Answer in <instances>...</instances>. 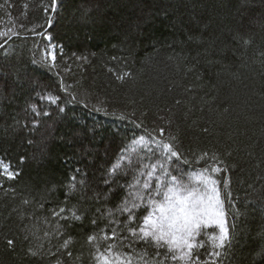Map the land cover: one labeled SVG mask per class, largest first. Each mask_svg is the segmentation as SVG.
<instances>
[{"label": "trees", "instance_id": "obj_1", "mask_svg": "<svg viewBox=\"0 0 264 264\" xmlns=\"http://www.w3.org/2000/svg\"><path fill=\"white\" fill-rule=\"evenodd\" d=\"M50 8L51 0H0V31L17 33L0 39V159L19 173L0 172V264H99V253L114 264L125 254L150 261L157 249L127 232L146 206L135 221L117 208L131 203L134 176L154 162L145 151L129 166L131 153H122L160 128L187 159L215 154L227 166L235 239L215 264H264V0H57L55 14ZM33 29H46L57 47ZM50 50L54 67L50 57L39 63Z\"/></svg>", "mask_w": 264, "mask_h": 264}, {"label": "snow or ice", "instance_id": "obj_2", "mask_svg": "<svg viewBox=\"0 0 264 264\" xmlns=\"http://www.w3.org/2000/svg\"><path fill=\"white\" fill-rule=\"evenodd\" d=\"M57 0H51L50 11L56 13ZM45 12L49 8L44 9ZM47 27H51L53 20L51 17L47 20ZM46 29L33 33L36 36H42L47 42L49 49H55L57 45L51 43L53 37L50 34H45ZM16 32L0 31V39L7 37L11 39L16 36ZM4 43H0V49L4 48ZM245 43H248L246 40ZM62 48V46H60ZM53 61L52 67L56 60L54 50L47 51L41 58L39 63L46 64L48 58ZM128 73H124L119 78L123 79ZM50 103H57L59 97L49 95L47 97ZM63 111V109H60ZM100 111V109H95ZM118 115L121 120L129 119L124 113H107ZM47 115V113H45ZM171 124V121H168ZM140 125H138L139 127ZM205 131H207L205 129ZM158 132L160 136L152 135L147 130L145 134L138 137H133L130 142V148L122 153L121 159H124L126 153H131L128 156L129 166H131L132 158L143 160L148 158L142 156L145 151L150 157L154 158V162L144 165L148 169L146 172L137 171L134 176V185L130 187H138L139 191L133 194L131 203L125 199L121 206H118L117 211L127 213L129 221H135L136 216L134 210L145 207L147 214L141 217L142 223L138 227H129L127 232L130 237L137 241L149 243L154 246L157 251L150 261H143L141 256L137 264H200V255L196 252L197 249L205 248L204 240L208 241L209 251L204 264H215L216 258H221L224 255L226 248L230 249L235 237L230 233V228L234 232L235 223H229V214L234 216L235 208L231 202V192L228 191V182L224 177L227 166L217 155L209 156L203 153L189 160L185 154L179 151L176 136L169 135L167 141L162 137L165 132L164 128H160ZM202 161L203 166H197V162ZM120 165H114L110 170V175H115ZM196 168L195 171L192 169ZM159 171L160 175L156 176L155 184L152 183V177ZM0 172L11 180L19 174L11 170V164L0 159ZM176 173V174H173ZM146 176L143 182L139 177ZM75 180V177L72 178ZM187 181V182H185ZM107 182V181H106ZM83 183V181H81ZM70 188H75V184L70 185ZM150 208V211L148 210ZM61 212L64 209L60 210ZM59 215V213H54ZM108 214L112 215V210H108ZM73 217L80 219L75 212ZM95 223V221H93ZM105 240L110 239L108 236L103 237ZM117 233L113 229L111 239H116ZM71 238L64 242V247H67ZM97 239L95 235L88 237L89 242H94ZM122 242L128 237H120ZM12 241H8L11 246ZM132 241L128 240V246L131 248ZM114 245H108L109 251ZM159 249H164V254L161 255ZM32 255L37 253L29 250ZM133 251H135L133 249ZM146 255V254H144ZM121 259L116 257L115 264H133V258L127 256ZM157 257L159 259H157ZM99 264H114L113 260L109 259L103 253H99L94 258Z\"/></svg>", "mask_w": 264, "mask_h": 264}, {"label": "rangeland", "instance_id": "obj_3", "mask_svg": "<svg viewBox=\"0 0 264 264\" xmlns=\"http://www.w3.org/2000/svg\"><path fill=\"white\" fill-rule=\"evenodd\" d=\"M157 172H158V171H157ZM156 176H157V174H155V176L152 177V179H153L152 181L154 182V184H155V178H156ZM146 179H147V178H146ZM185 182H187V181H185Z\"/></svg>", "mask_w": 264, "mask_h": 264}]
</instances>
